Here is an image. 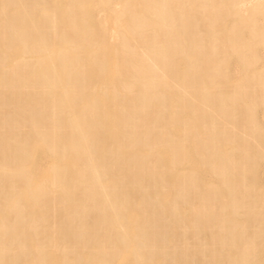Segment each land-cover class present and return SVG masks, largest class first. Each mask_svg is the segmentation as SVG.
I'll use <instances>...</instances> for the list:
<instances>
[{
    "label": "bare ground",
    "instance_id": "6f19581e",
    "mask_svg": "<svg viewBox=\"0 0 264 264\" xmlns=\"http://www.w3.org/2000/svg\"><path fill=\"white\" fill-rule=\"evenodd\" d=\"M0 264H264V0H0Z\"/></svg>",
    "mask_w": 264,
    "mask_h": 264
}]
</instances>
